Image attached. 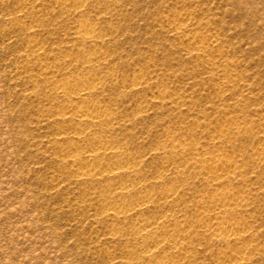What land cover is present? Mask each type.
Here are the masks:
<instances>
[{
  "label": "rangeland",
  "instance_id": "1",
  "mask_svg": "<svg viewBox=\"0 0 264 264\" xmlns=\"http://www.w3.org/2000/svg\"><path fill=\"white\" fill-rule=\"evenodd\" d=\"M86 104L98 118L73 115ZM263 151L264 0H0V264H264ZM118 154L133 172L109 175ZM209 154L245 176L208 179ZM229 187L246 198L223 213L240 241L204 207ZM141 220L165 226L152 260Z\"/></svg>",
  "mask_w": 264,
  "mask_h": 264
},
{
  "label": "bare ground",
  "instance_id": "2",
  "mask_svg": "<svg viewBox=\"0 0 264 264\" xmlns=\"http://www.w3.org/2000/svg\"><path fill=\"white\" fill-rule=\"evenodd\" d=\"M79 1V0H78ZM81 7V6H79ZM79 7H77L79 9ZM77 9V10H78ZM80 10V9H79ZM93 30H91L86 23H81L79 27V31L76 33L77 37L83 40H87L88 38H93ZM191 40H194L197 44L201 43V40L198 37L190 38ZM97 59L95 57L91 58V61H96ZM96 82L95 77H91L88 80V83L83 84L81 88H78L76 92L73 93L76 85L73 83H63L62 85L58 86V89L61 90L65 95H68L72 97V94H75L76 96L80 98H85L87 95L92 93V90L94 89V83ZM74 107L69 106V109H73ZM100 111V108H99ZM96 112H98V108L96 105L92 104H86L80 107L76 108V112L73 114L79 121H93L95 118H98L95 115ZM240 131L242 130V127H237ZM101 142V141H100ZM102 143V142H101ZM101 143L96 144L98 149L102 148L103 144ZM95 146V145H94ZM93 146V147H94ZM177 147H181V144L178 143ZM97 151V150H96ZM96 151H92V153H89L87 159L95 160L98 153ZM264 152V151H263ZM262 155V152H261ZM264 155V154H263ZM115 159L117 161V166H115L113 169H111L109 175H114V177H120L123 174H125L127 171L128 173L134 171V166H131L130 161L128 158H126L123 154L115 155ZM135 165V164H134ZM199 165L202 169V173L204 176H206L208 179H213L215 182H222L225 179L229 178H238V177H244L245 176V170L242 166L238 163L237 160L234 159H228V158H221L217 156H213L211 154L207 155L205 157V160L200 161ZM77 174L80 177L86 178V177H94L93 169L86 167V169H80L77 171ZM127 187H122L119 189L116 194L119 196H125L127 194ZM177 197L176 191H170L167 192L165 195V201L167 204L175 200ZM151 196L142 197L135 208L137 209H145L148 204L151 202ZM246 198L239 193V191L235 190L233 187L225 188L221 191L216 192L213 197L209 199V201L204 205V207L207 206L208 210L211 212L210 215H206L207 218L210 221H213L211 224V228L215 229L216 231L219 229H223L224 233L227 232L229 235L227 236L229 241L231 239L234 241H240L241 234H239L240 229L243 231V224H240L237 222L230 221L231 219H226L223 216V213H225L229 209H234V207L242 206V204L245 203ZM127 205V204H126ZM150 205V204H149ZM130 206V205H128ZM133 208V207H131ZM149 208V207H147ZM130 211V210H129ZM127 211H125V207L123 204L115 205L113 208L112 213L110 214L111 217H121V215L125 214ZM209 213V212H208ZM206 219V220H208ZM243 223V222H242ZM141 225H139V228L137 229V234L142 238L145 243V245H142L143 248H140L141 253L143 257L147 259H154L156 256V249L159 248L160 245H163L165 240L158 234L159 231L164 230V223H160L159 221H152V220H141ZM206 226V225H205ZM209 226V225H208ZM246 227V226H245ZM208 228V227H207ZM206 229V228H205ZM211 229V230H212ZM245 229V228H244ZM210 230V231H211ZM222 231V230H221ZM246 231V230H245ZM244 232V231H243ZM247 232V231H246ZM241 233V232H240ZM150 235V236H149ZM227 239V238H226ZM163 242V244H161ZM166 245L175 246L176 240L170 239L166 241ZM229 256V254H228ZM230 256L235 259L236 262H239L243 259H245V251L238 250L233 251L230 253ZM246 260V259H245Z\"/></svg>",
  "mask_w": 264,
  "mask_h": 264
}]
</instances>
